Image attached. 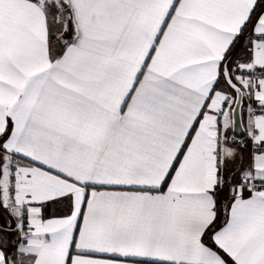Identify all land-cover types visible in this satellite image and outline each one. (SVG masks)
<instances>
[{"label":"snow or ice","instance_id":"1","mask_svg":"<svg viewBox=\"0 0 264 264\" xmlns=\"http://www.w3.org/2000/svg\"><path fill=\"white\" fill-rule=\"evenodd\" d=\"M0 264H264V0H0Z\"/></svg>","mask_w":264,"mask_h":264}]
</instances>
